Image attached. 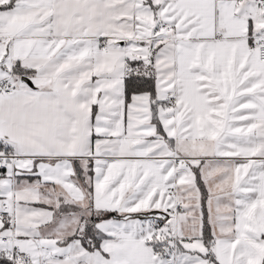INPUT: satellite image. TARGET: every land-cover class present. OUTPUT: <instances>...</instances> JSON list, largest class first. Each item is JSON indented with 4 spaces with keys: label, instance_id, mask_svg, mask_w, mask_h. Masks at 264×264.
Segmentation results:
<instances>
[{
    "label": "snow or ice",
    "instance_id": "snow-or-ice-1",
    "mask_svg": "<svg viewBox=\"0 0 264 264\" xmlns=\"http://www.w3.org/2000/svg\"><path fill=\"white\" fill-rule=\"evenodd\" d=\"M0 264H264V0H0Z\"/></svg>",
    "mask_w": 264,
    "mask_h": 264
}]
</instances>
